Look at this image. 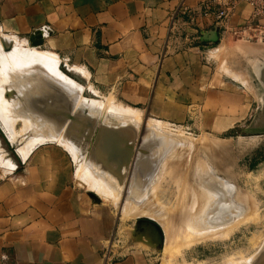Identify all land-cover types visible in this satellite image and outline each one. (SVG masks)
I'll use <instances>...</instances> for the list:
<instances>
[{"label":"rangeland","instance_id":"rangeland-1","mask_svg":"<svg viewBox=\"0 0 264 264\" xmlns=\"http://www.w3.org/2000/svg\"><path fill=\"white\" fill-rule=\"evenodd\" d=\"M237 38L245 41L244 37ZM0 40V46L5 44L6 51L15 46L21 51L42 52L47 56H55L52 57L55 65L51 64V69L46 71V75L57 74V80L53 81L59 84L52 81L54 87L56 86L54 91L59 92L63 89L61 87L65 89L67 87L66 90H71L66 92L63 89L64 97L65 93H72L67 94L65 100L59 102L58 94L53 97L55 94L53 89L44 87L52 85L51 83L46 84L45 81L42 90L46 92L43 93L44 90L41 91L40 87L42 79H38L40 84L34 81V84L40 87V93L47 94L45 101L56 98L54 103L51 99L48 102L52 103L51 108L53 104L55 105V109L49 108L51 114L54 111L53 118L49 109L44 111L46 114L43 111L39 113L42 107L39 101H44V96L31 93L33 88H30V82L24 84L26 79L22 76L20 80H16L15 78H19L21 74L14 71L11 66L9 69V66L0 65V85L2 91L5 90L3 93L0 92V97L13 99L16 90L18 93L14 97L15 105L11 110L14 119L7 120L0 114V167L3 170L13 168L12 159L17 162L18 155L24 160L23 154L28 148L30 151L25 159L36 145L46 140L56 141L72 157L76 166L77 184L98 196L102 201L97 202L107 208L115 219L117 234L114 239L117 243L114 247L120 250L119 257L127 252H137L142 264H264V33L248 40L249 44L245 41L243 45L231 51L225 47L217 53L215 52L218 49L213 51L217 60L215 70L217 80L225 82L229 88L232 87L239 95V103L248 110L247 118L241 124L226 129L212 127L211 119L206 117L200 120L194 118L184 123H166L150 118L144 112L117 103L111 94L100 93L93 87L87 72L80 67L62 62L57 54L43 44L33 47L28 38L1 32ZM9 71H12L13 75ZM5 74L8 75L6 78L10 75L7 80H10L11 86L8 81L6 82ZM11 77L14 79V85ZM17 81L20 85L16 87ZM35 85L31 87L35 88ZM60 85L61 89L57 91ZM23 87L25 89L21 91ZM26 88L28 92H25ZM9 89L13 90V93ZM48 89L51 90V95L47 93ZM28 95L31 98L34 95L33 102ZM35 95L40 100H36ZM70 96L72 100H69ZM22 101L25 103L23 102L21 107ZM27 101H31L32 106L39 104L40 107L38 111L36 107L35 111L32 110L36 114L39 113L40 117L31 114L33 121L39 123L42 120L39 125L43 130L39 128L36 131L38 134L35 133L36 137L35 134L26 135L23 128L25 114L30 113L28 109L34 107L27 104ZM65 110L82 124L83 128L79 125L81 130H76L74 126H64L70 123L65 117L59 116L60 112ZM43 115L49 116H46L49 118L48 122L55 116V122L59 123L61 119L59 125L53 121L51 123L54 126L49 124ZM94 119L97 120L96 124ZM103 127L109 131H111L109 128H116L119 135L110 138L108 137L110 133L108 131L106 133ZM74 130L80 138L72 136L71 132L76 134ZM100 130H103L101 133L104 132V137ZM66 135L69 138L64 137ZM107 138L116 139L112 142ZM83 141L88 143L85 144ZM74 143L76 148L73 147ZM124 144L126 147L132 146V150L126 151ZM89 153L96 154L94 160L99 161L97 164L94 161L95 164L91 166L86 161L85 157ZM101 153L104 156H101ZM99 157L101 159L105 157V161L104 159L101 161ZM113 162L121 165V173L106 174L105 177L95 173L98 167L102 168L101 166L108 163L117 166ZM103 179L106 180L104 183ZM146 222L157 227V230L148 226Z\"/></svg>","mask_w":264,"mask_h":264},{"label":"crops","instance_id":"crops-1","mask_svg":"<svg viewBox=\"0 0 264 264\" xmlns=\"http://www.w3.org/2000/svg\"><path fill=\"white\" fill-rule=\"evenodd\" d=\"M201 1L0 0V32L26 39L40 32L43 46L87 72L100 93L150 118L206 117L226 129L241 124L248 110L217 80L213 51L248 40L220 30L213 44L167 39L169 14L181 2L194 8ZM251 17L249 6L237 5L228 30ZM256 23L264 30V15ZM17 157L10 170L0 167V264H142L137 252L118 256L115 219L77 184L66 149L48 141Z\"/></svg>","mask_w":264,"mask_h":264},{"label":"bare ground","instance_id":"bare-ground-1","mask_svg":"<svg viewBox=\"0 0 264 264\" xmlns=\"http://www.w3.org/2000/svg\"><path fill=\"white\" fill-rule=\"evenodd\" d=\"M11 38V37H10ZM13 38V37H12ZM15 39V38H14ZM5 40V39H4ZM3 40V41H4ZM1 41V40H0ZM14 41V40H13ZM32 41H35L34 40V38L32 39ZM30 44H31V42L30 41H28ZM4 43V42H3ZM2 42H1V44H3ZM4 45L5 44H3V46H0V65L1 66H11L13 69H14V71L16 70L17 72H19L21 75H20V77L19 78H15L16 80H20V78H21V76H22V78L23 79H26V80H24L25 82H23L24 84L26 83V84H28L27 82L29 81L30 82V84H31V86H34L35 84H34V81L35 82H37V84H42V86H40L41 87V91H43L42 90V87H43V84L45 85V81H46V84L47 83H51L52 85H50V86H48V85H45L44 87H45V89L47 88V87H49V89H53V91L54 90H56L55 88H56V86L54 87V81L53 80H57V78H58V76H57V78H56V75L57 74H55V73H52V76H50L49 74H48V76L46 75L47 74V72L46 71H49L50 69H51V64H54L53 63V58L55 57H53V56H47V55H44V54H42V52L41 53H38V52H27V51H21V50H19L18 48H15V46H13V48L11 49V50H8V51H6L5 50V47H4ZM31 46H33V47H37V46H39V45H37V46H34V45H32L31 44ZM9 47V46H8ZM7 48V47H6ZM28 50V49H27ZM53 57V58H52ZM57 62V61H56ZM10 64V65H9ZM55 65V64H54ZM11 67L9 68V69H11ZM8 70V69H7ZM13 71V70H12ZM12 71H9L10 73H11V75H13V73H12ZM78 71V70H77ZM7 72V71H6ZM5 72V73H6ZM17 72H16V74H17ZM41 72H46L45 74L43 73H41ZM48 73H50V72H48ZM3 74H4V72H3ZM8 74V73H7ZM7 74H5V78H6V76H8ZM14 74H15V72H14ZM19 75V74H18ZM17 75V76H18ZM65 75V74H64ZM15 76V75H14ZM13 76V77H14ZM7 78H10V75H9V77H7ZM7 78H6V82L8 81L7 80ZM12 78V77H11ZM40 78V80L42 79V81L44 80V82L42 83V81L39 83V81L40 80H38ZM3 79H4V77H3ZM59 80V79H58ZM63 80V79H62ZM1 81H2V78H1ZM10 81V80H9ZM8 81V82H9ZM14 81V79L12 78V82ZM52 81L54 82V83H52ZM18 82L19 81H17V84H16V87H17V85H20V84H18ZM66 82V81H65ZM1 83V82H0ZM20 83V82H19ZM23 83H21V84H23ZM64 83V82H63ZM66 83H68V82H66ZM74 83V82H73ZM4 85H5V83H3ZM9 84H10V82H9ZM12 84V83H11ZM11 84L9 85V86H11ZM30 84H29V86H30ZM55 84H59V83H55ZM65 84V83H64ZM77 84V83H76ZM13 85H14V82H13ZM62 85V84H61ZM61 85L59 86V88H58V90L57 91H59V89H61V88H63L66 92H69L71 89H69V90H66V89H68L67 87H66V89H65V87H61ZM65 85H68V84H65ZM64 85V86H65ZM8 86V88H10ZM30 86V88H33V91L31 90V93L33 92H35L37 95L39 94V95H42V97L44 96V98H43V100L44 101H42V100H40V98L39 97H37L36 95V100L37 99H39L40 101H42V102H40L39 100V103H40V107H41V103H42V107H41V111L39 110V113L40 112H46V110H48L49 108H51L52 106H50V104H52V103H49L48 104V102L50 101V99L49 98H47V99H49L48 101H45L46 100V96L45 95H47V94H42V92L40 93V87L38 88V86H36L35 88L34 87H31ZM52 86V87H51ZM58 86V85H57ZM63 86V85H62ZM0 87H1V85H0ZM4 87V86H3ZM21 87V86H20ZM24 87H25V85H24ZM23 87V89L21 88V91L23 90L24 91V88ZM26 87H28L27 85H26ZM61 87V88H60ZM76 87V86H75ZM79 87V86H78ZM2 88V87H1ZM8 88L6 89V93L8 92ZM12 88V87H11ZM19 88V87H18ZM17 88V89H18ZM29 88V89H30ZM70 88V87H69ZM77 88V87H76ZM15 89V88H14ZM47 90V93H49L50 94V92H51V90ZM63 89H61L59 92H56V91H54L55 92V94H54V96L53 97H56L55 95H56V93L58 94L57 96H59L58 97V101L59 102H61V101H63V100H65V97L67 96V94L69 95L70 93H65V97H64V91H63ZM80 89V88H79ZM3 90V88L2 89H0V92ZM27 90V91H26ZM26 90H25V92H28V89L26 88ZM5 91V90H4ZM4 91H2V93L4 92ZM9 91H10V89H9ZM13 91V90H12ZM12 91H10V92H12ZM18 91H20V89L18 90ZM37 91H39V92H37ZM49 91V92H48ZM52 91V92H53ZM63 92V93H60V92ZM72 91H74L73 90V88H72ZM81 91V90H80ZM14 92H15V90H14ZM24 92V93H25ZM46 92V90H44L43 91V93H45ZM2 93H1V95H2ZM5 93V94H6ZM13 93V92H12ZM16 95L18 94L17 93V90H16ZM29 94L30 96H32V94ZM20 95H21V92L19 93ZM23 94V93H22ZM26 94V93H25ZM72 94V93H71ZM70 94V95H71ZM16 95H14V97L16 96ZM28 95V96H29ZM51 95V94H50ZM52 95H53V93H52ZM6 96H7V94H6ZM10 96H11V93H10ZM24 96V95H23ZM28 96L26 97V98H28ZM29 96V98H31ZM14 97L12 96V98L13 99H11V98H3V97H0V103H1V106H0V114H1V116L4 118L5 117V119H7V120H9V119H11V118H13L12 117V112H11V110H13V105H15V100H14ZM33 97H34V95H33ZM32 97V98H33ZM42 97H41V99H42ZM49 97V96H48ZM52 97V98H53ZM28 98V99H29ZM31 98V100H32V102H33V100L34 99H32ZM68 98V97H67ZM18 99V98H17ZM21 97H20V102H21ZM23 99H25V97H23ZM27 99V100H28ZM55 100H56V98H54ZM54 99H51V100H53L52 102L54 103L55 102V100ZM75 99H77V98H75ZM36 100H35V102H36ZM69 100H72L71 99V96H70V98H69ZM24 101H26V99L24 100ZM24 101H22V103H20V106L22 107V105L21 104H23V102ZM79 101H80V99H79ZM78 101V102H79ZM67 102V101H66ZM68 102H70V101H68ZM25 103V102H24ZM58 103V102H57ZM64 103V102H63ZM91 103H92V101H91ZM27 104H32L31 103V101H27ZM59 105V104H58ZM69 105V104H68ZM19 106V107H20ZM25 106V105H24ZM28 106V105H27ZM27 106H26V108H27ZM31 107H33L32 105H30ZM29 106V107H30ZM39 106V104H37V106L35 105L34 107H33V109L31 108V109H28V110H30V113H28L26 110H24V111H26L28 114H25V112H23V115L25 114V121L23 122V128L25 129V134L26 135H28V136H33L35 133H36V131L39 129V128H42L41 127V125H39V123H41L42 122V120L38 123V122H35V121H33V115H31V114H34L35 115V117H36V115H38L39 113L37 112L38 110L37 109H39L40 107H38ZM54 104H53V108H51V110H53V109H55L54 108ZM21 107L19 108V110L21 109ZM36 107V112L38 113V114H36L34 111V108ZM38 107V108H37ZM62 107H63V109H65V106L64 105H62ZM61 107V108H62ZM69 107H70V105H69ZM25 108V109H26ZM56 108H58V107H56ZM60 109V108H59ZM71 109V108H70ZM79 109H81V108H79ZM106 109V108H105ZM32 110H34L33 112H32ZM50 110V109H49ZM51 110H50V115L52 116L53 114H54V111H53V114H51ZM57 110V109H56ZM61 110V109H60ZM21 111V110H20ZM23 111V110H22ZM76 111V110H75ZM44 112V114H46ZM56 112V111H55ZM15 113V112H14ZM17 113V112H16ZM42 114V113H41ZM40 114V115H41ZM79 114V113H78ZM48 115H49V113H48ZM49 115V116H50ZM17 116H19V115H17ZM42 116V115H41ZM43 116H47V115H43ZM49 116H47V117H49ZM59 116H61V117H65V119H68L69 120V124L68 125H64V126H68V127H70V126H74V128L77 130V129H79V130H81L80 129V127H79V125H81L82 126V124H79V122H78V120H77V118L76 119H74V118H72L71 116H70V114H68V112H66V110L65 111H63V112H60V114H59ZM21 117V116H20ZM19 117V118H20ZM34 117V118H35ZM37 117H40L39 115L37 116ZM46 117V118H47ZM54 116H52V118H53ZM74 117V116H73ZM22 118H24V117H22ZM51 118V119H52ZM55 118H56V116H55ZM54 118V119H55ZM60 118V117H59ZM14 119V118H13ZM39 119V118H38ZM41 119H43V118H41ZM48 119L49 118H47V121L46 120H44V122L46 121V122H48ZM50 119V121L48 122L49 124L51 123V121H53V122H55L54 121V119L53 120H51ZM85 119V118H84ZM83 119V120H84ZM88 119H89V117H88ZM90 119H91V117H90ZM93 119V118H92ZM56 120V119H55ZM58 120V119H57ZM61 120V119H60ZM60 120H59V123H60ZM94 121H95V119H94ZM97 121V120H96ZM96 121H95V124H96ZM62 122V121H61ZM82 122V121H81ZM47 123V124H48ZM56 123V125H59V123H58V121L57 122H55ZM58 123V124H57ZM68 123V122H67ZM86 123H87V121H86ZM93 123V122H92ZM74 124V125H73ZM89 124H90V122H89ZM100 124V123H99ZM99 124H97V125H99ZM51 125H53L52 123H51ZM83 125H84V123H83ZM101 125V124H100ZM43 126V125H42ZM45 126H47V125H45ZM54 126V125H53ZM86 126H87V124H86ZM86 126H84V128H86ZM90 126V125H89ZM88 126V127H89ZM91 126H92V124H91ZM102 126V125H101ZM57 127V126H56ZM59 127V126H58ZM98 127V126H97ZM96 127V128H97ZM116 127V126H115ZM47 128H48V126H47ZM52 128V127H51ZM82 128H83V126H82ZM91 128V127H90ZM95 128V129H96ZM99 128V127H98ZM103 128H105V131H106V133H107V131H108V133H110V136H108V137H110V138H113V136H117V135H119V133L115 130L116 128H109V129H111V131H109V130H106V127H103ZM45 130H46V127L44 128ZM61 129H63V128H61ZM71 129V128H70ZM69 129V130H70ZM100 129V128H99ZM98 129V130H99ZM102 129V128H101ZM112 129H114L115 131H113ZM123 129V128H122ZM122 129H120V131L122 130ZM126 129V128H125ZM124 129V130H125ZM41 130H43V128L41 129ZM66 131H67V128L65 129ZM68 130V131H69ZM94 130V129H93ZM98 130H96L95 132L96 133H98ZM104 130V129H103ZM103 130H100V134H102V136H103V133L104 132H102L101 133V131H103ZM117 130H118V128H117ZM3 131V130H2ZM63 131V130H62ZM75 131V130H74ZM83 131V130H82ZM86 131V130H85ZM85 131H84V134H85ZM90 131V130H89ZM7 132V131H6ZM70 132V131H69ZM76 132V131H75ZM88 132V131H87ZM127 132V131H126ZM19 133V132H18ZM17 133V134H18ZM63 133V132H62ZM80 133H81V131H80ZM125 133V132H124ZM123 133V134H124ZM8 134V133H7ZM36 134H38V132L36 133ZM36 134H35V137H36ZM41 134V133H40ZM71 134H72V136L73 137H75V138H80L79 137V135L77 134V132H76V134L75 133H73V132H71ZM90 134V133H89ZM91 134H93V133H91ZM99 134V133H98ZM127 134V133H126ZM138 134V133H137ZM9 135V134H8ZM46 135V134H45ZM97 135V134H96ZM38 136V135H37ZM40 136V135H39ZM47 136V135H46ZM50 136V135H49ZM77 136V137H76ZM83 136V135H82ZM87 136V135H86ZM90 136H92V135H90ZM99 136V135H98ZM101 136V135H100ZM124 136V135H123ZM41 137V136H40ZM64 137H67V135L66 136H64ZM63 137V138H64ZM104 137V136H103ZM107 137V136H106ZM50 138V137H49ZM53 139L52 140H54V137H52ZM67 138H69V136L67 137ZM86 138V137H85ZM88 138V137H87ZM110 138H107L108 140H111ZM45 139V138H44ZM62 139V138H61ZM74 139V138H73ZM97 139V138H96ZM106 139V140H107ZM116 138H114V140H115ZM125 139V138H124ZM131 139H132V137H131ZM88 140V139H87ZM100 140V139H99ZM114 140H111L112 142H114ZM119 140H120V138H119ZM9 141V140H8ZM45 141V140H44ZM76 142H77V140H75ZM131 141H133V140H131ZM14 142V141H13ZM46 142H48L47 140H46ZM73 142V141H72ZM86 142V141H85ZM84 141H83V143H85ZM109 142V141H108ZM117 142V141H116ZM115 142V143H116ZM121 142V141H120ZM71 143V142H70ZM86 143H88V141L86 142ZM85 143V144H86ZM89 143H91V142H89ZM106 143V142H105ZM11 144V143H10ZM71 144H73V143H71ZM79 144H80V142H79ZM109 144V143H108ZM113 144V143H112ZM134 144V143H133ZM81 145V144H80ZM88 145V144H87ZM87 145H85V146H87ZM92 145V144H91ZM99 145V144H98ZM111 145V144H110ZM115 145V144H114ZM117 145V144H116ZM115 145V146H116ZM126 144H124V146H125ZM76 146V144L74 143V146L73 147H75ZM77 146H79V145H77ZM83 146V145H82ZM112 146V145H111ZM114 146V147H115ZM120 146V145H119ZM88 147V146H87ZM91 146H89V148H90ZM126 147V146H125ZM132 147V146H131ZM131 147H126V151H128V150H132V148ZM22 148L23 147H21V149H20V152L22 151ZM66 148V147H65ZM68 148V147H67ZM76 148V147H75ZM77 148H79V147H77ZM84 148V147H83ZM82 148V149H83ZM82 149H80V150H82ZM85 149H86V147H85ZM93 149V148H92ZM19 150V149H18ZM84 150V149H83ZM87 150H89V149H87ZM94 150V149H93ZM116 150V149H115ZM30 151V148H28L27 150H26V152H25V154H23V158L25 159V156L28 154V152ZM71 152V151H70ZM74 152V151H73ZM80 152V151H79ZM92 152V151H91ZM108 152V151H107ZM22 153V152H21ZM75 153V152H74ZM86 153V152H85ZM93 153V152H92ZM92 153H89V154H87V157H85L86 158V161L89 163V165L91 164V166H93V164H95V163H93L95 160H94V158H95V155H93ZM98 153V152H97ZM76 154H78V153H76ZM108 155V154H107ZM106 155V156H107ZM122 155L124 156V154L122 153ZM74 156V155H73ZM99 156H100V154H99ZM101 156H104V155H102V153H101ZM109 156V155H108ZM107 156V157H108ZM76 157H77V155H76ZM79 157V156H78ZM106 157V158H107ZM96 158H97V156H96ZM100 158V157H99ZM103 158V157H102ZM105 158V157H104ZM103 158V159H104ZM123 158V157H122ZM101 159V158H100ZM103 159H101V161L103 160ZM108 159V158H107ZM124 159V158H123ZM100 161V162H101ZM104 161H105V159H104ZM114 161V160H113ZM79 161H77V163H78ZM96 162V164H97V162H99V161H95ZM111 162V161H110ZM109 162V163H110ZM12 163V162H11ZM102 163V162H101ZM107 163V162H106ZM105 163V164H106ZM107 164V165H105V166H101L102 168H100V167H98L97 168V171L95 170V173H98V175L99 174H101V175H103L104 177L106 176V174H108V175H112V174H116V172H117V174L118 173H121V165H119L118 166V164L117 163H115V162H113L114 164H117V166H111L110 164ZM81 165V164H80ZM102 165H104V164H102ZM122 165H123V163H122ZM89 167V166H88ZM82 168V167H81ZM86 168V167H85ZM140 171V170H139ZM126 174V173H125ZM120 176V175H119ZM119 176H118V178H119ZM123 177V176H122ZM96 178V177H95ZM101 178V177H100ZM107 178V177H106ZM98 179V178H97ZM102 179V178H101ZM105 179H103V183L106 181H104ZM121 180V179H120ZM102 181V180H101ZM122 181V180H121ZM93 182V181H92ZM124 182V181H123ZM100 183V182H99ZM106 183H108V182H106ZM123 184V183H122ZM110 185V184H109ZM90 188V187H89ZM105 188V187H104ZM107 189V188H106ZM109 189V188H108ZM103 193V192H102ZM97 194V193H96ZM99 195V194H98ZM100 195H102V194H100ZM93 196L94 197H96L97 198V200H98V197L96 196V195H94L93 194ZM102 197V196H101ZM95 198V199H96ZM103 198V197H102ZM104 199H106V198H104Z\"/></svg>","mask_w":264,"mask_h":264},{"label":"built area","instance_id":"built-area-1","mask_svg":"<svg viewBox=\"0 0 264 264\" xmlns=\"http://www.w3.org/2000/svg\"><path fill=\"white\" fill-rule=\"evenodd\" d=\"M239 4L249 6L252 10V17L244 25L228 30L229 18ZM263 15L264 0H202L194 8H189L181 2L169 14L167 39L180 37L188 45L200 41L213 44L215 41L212 39L220 30V34L228 32L234 37H244L245 40H250L264 33V30L256 23V20ZM210 28L212 29L208 30Z\"/></svg>","mask_w":264,"mask_h":264},{"label":"water","instance_id":"water-1","mask_svg":"<svg viewBox=\"0 0 264 264\" xmlns=\"http://www.w3.org/2000/svg\"><path fill=\"white\" fill-rule=\"evenodd\" d=\"M33 38L35 41H32ZM28 40L31 42L32 45H34V46L39 45L40 46L43 44L44 37L40 32H36L32 36H30ZM212 40L216 41L217 40L216 36H214V38ZM94 198H96V197H94ZM146 223H148V226H150V227L152 226L155 230H157V227L152 225L150 222H146Z\"/></svg>","mask_w":264,"mask_h":264}]
</instances>
